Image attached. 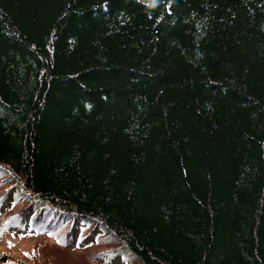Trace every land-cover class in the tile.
Instances as JSON below:
<instances>
[{
  "label": "trees",
  "instance_id": "1",
  "mask_svg": "<svg viewBox=\"0 0 264 264\" xmlns=\"http://www.w3.org/2000/svg\"><path fill=\"white\" fill-rule=\"evenodd\" d=\"M16 205L103 264H264V0H0Z\"/></svg>",
  "mask_w": 264,
  "mask_h": 264
},
{
  "label": "rangeland",
  "instance_id": "2",
  "mask_svg": "<svg viewBox=\"0 0 264 264\" xmlns=\"http://www.w3.org/2000/svg\"><path fill=\"white\" fill-rule=\"evenodd\" d=\"M4 208L6 214L0 215L2 220L17 208ZM1 220V221H2ZM60 231L53 234L13 235L0 226V264H103L92 261L89 254L92 250L106 249V237L102 231L90 239L91 245L81 247L64 246L60 242ZM90 228L85 230L88 231ZM133 264H138L136 261Z\"/></svg>",
  "mask_w": 264,
  "mask_h": 264
}]
</instances>
